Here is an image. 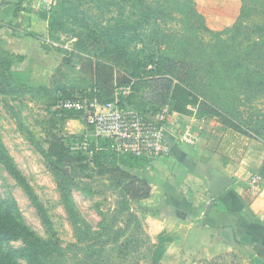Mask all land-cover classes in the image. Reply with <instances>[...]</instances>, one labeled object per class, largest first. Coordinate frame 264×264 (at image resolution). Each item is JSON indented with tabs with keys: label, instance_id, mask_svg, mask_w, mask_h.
Segmentation results:
<instances>
[{
	"label": "trees",
	"instance_id": "trees-1",
	"mask_svg": "<svg viewBox=\"0 0 264 264\" xmlns=\"http://www.w3.org/2000/svg\"><path fill=\"white\" fill-rule=\"evenodd\" d=\"M241 2L237 20L231 26L214 32L208 26L206 16L197 9L194 0H58L57 5L51 9L49 35L54 33L56 27L65 29L67 23L72 22L78 46L97 49L104 39L109 42L105 50L115 51L114 59H125L124 62L131 69L124 77L115 79L112 76L108 86L102 78L97 79V70V83L91 87L78 88L79 85L74 83L70 87L58 86L55 95L57 91H61L62 95L55 97L54 114L62 122V126L69 119L83 120L79 112L59 111L55 106L60 100L82 97H96L101 102H108L114 99L117 86L131 85L133 93L122 100L123 104L148 115L161 110L163 105L170 102L176 89L179 97V91L181 93L185 88H194L200 97L204 96V100L197 104L196 114L200 117L208 115L209 109L210 115L220 118L217 117L227 130L225 148H230L233 155L238 154L240 147L243 152L252 138L264 142V113L259 112L261 115L256 130L248 122L254 123L257 120L254 115L257 112L254 100L264 94V0ZM176 18L178 20L174 21ZM105 21L107 22L104 23ZM172 21L175 23H171ZM170 24L181 27L175 31ZM199 31L211 33L210 40L206 41ZM142 35L150 43L155 42L151 51L159 50L162 48L160 46L166 44L167 50L163 55L170 48V51L178 52L174 56H161L155 62L156 55L151 53L148 58L131 65L128 59L131 51H134L132 44L137 38L145 41ZM177 36L178 42L175 41ZM71 61L72 59H67L66 63ZM123 63L120 67H126ZM151 64L155 66L150 69L148 66ZM176 67L178 82H173L171 78L164 79ZM60 87L63 89L58 90ZM205 92L208 96L215 95L219 98V103L207 101ZM139 93L141 105L134 106L131 100L139 97ZM240 106L250 110V117L246 121L242 119L244 108L241 109ZM178 111L187 112L181 107H178ZM89 130L81 134L57 135L46 156L54 164L63 188L72 179V175L69 176L63 167L66 165L62 162L65 161L74 174L80 169L91 171L85 177H90L93 173L102 176L121 198L118 204L105 212L100 211L102 219L98 227L82 219H75L76 240L64 245L56 234L42 237L20 220L17 221L0 201V264H140L142 259L152 255L154 243L146 246L150 236L145 229L144 220L131 207V203L150 197L151 186L144 177L129 170L143 168L149 160L130 154H118L113 150L110 139L96 137ZM244 136L246 144L245 139H242ZM85 139H88L86 150L74 148L75 144ZM51 156H56L57 160ZM87 160L93 163V167ZM0 162L23 184L16 164L2 149ZM78 162L83 163L78 165ZM259 174L264 178V162ZM23 185L25 187L26 182ZM25 189L36 202L31 188L26 185ZM37 205L43 221L48 224L43 205ZM16 240H20V243L11 246Z\"/></svg>",
	"mask_w": 264,
	"mask_h": 264
},
{
	"label": "rangeland",
	"instance_id": "rangeland-1",
	"mask_svg": "<svg viewBox=\"0 0 264 264\" xmlns=\"http://www.w3.org/2000/svg\"><path fill=\"white\" fill-rule=\"evenodd\" d=\"M48 1L51 2V9L58 2V0ZM210 1L214 0H194V4L206 16L211 30L214 32L221 31L237 20L240 9L235 12L233 6H229V9L220 6L212 8ZM38 5L34 7H38ZM176 16L178 17V15ZM177 20L176 18L174 21ZM171 23L175 22L172 21ZM67 25L65 29L56 27L52 34L53 37L51 34L49 35L48 28L43 32L44 27L40 24L36 30H27L29 31L28 35L24 32V35L17 32L16 36L19 39L15 40L14 48L10 45L0 46V149L6 152L16 164L23 184L26 182L37 200L34 202L33 197L25 189L26 185L24 187L19 179L14 178L9 169L0 162V201L17 221L20 220L42 237L56 234L64 245L76 240L75 219H82L94 227H98L102 219L100 211L105 212L114 208L121 198L109 187L108 182L102 176L93 173L92 176L85 177L84 175L91 171L87 172L80 169L77 174H74L71 166L65 164V161L62 162L66 165L63 167L69 176L72 175V179L64 188L60 185L56 168L46 156L50 153V146L54 138L57 135L70 132L67 126L66 128L62 126V122L53 112L55 97L62 95L61 91H57L55 95L56 88L60 85H63L61 87H70L73 83L79 85L78 88L91 87L100 78L108 86L112 76L115 79L124 77L127 71L131 69V66L129 67L124 62L125 59L119 60L117 57V60L114 59L115 51L105 50V47L109 46V42L104 39L97 49H86L78 46V39L75 32L72 31L75 29L74 23L70 22ZM170 27L178 31L181 26L170 24ZM30 33L33 36L29 37ZM199 34L204 36L206 41L211 38V33L206 31H199ZM141 37L145 41H139L137 38L132 44L134 51H131V57L128 59L131 65L145 57L148 58L152 55L151 53L156 55L155 62L161 56H174L178 52L170 51L172 50L170 48L163 55L167 50L166 44L160 46L162 47L161 50L151 51L155 42L150 43L145 35ZM175 41L178 42V36ZM67 59H72V61L66 63ZM100 63L102 65L99 66ZM121 63L125 64L126 67H120ZM151 66L154 67L155 64H151L148 68ZM99 68H101L100 72ZM96 70L97 79H95ZM170 78L173 82H178V67L170 76H164V79ZM113 86L115 88V81ZM61 87L58 90H62ZM116 88L119 89L118 86ZM116 88L115 91H117ZM169 95H172L171 92ZM248 95L246 96L248 97ZM138 96L131 100L134 106L141 105V94L139 93ZM202 100H204V96L200 97L194 88H185L181 93L179 91V97L178 89H176L172 99L169 100L170 102L163 106L170 110L174 108L172 111H178V107H181L186 109L187 112L185 113L192 114L193 110L196 112L197 104ZM206 100L213 104L219 103V98L215 95H207ZM254 102V108L257 111L254 115L257 120H254V123L253 121L248 122L252 125V129L256 130L261 115L259 112L264 113V94L258 96ZM223 105L225 104L223 103ZM243 108L241 107V109ZM247 110L244 108L243 113H241L242 119L244 118L245 121L250 117V110ZM207 111L206 117H218L210 115L209 109ZM225 111L229 112L226 109ZM80 127L84 129V125L81 126L80 123L75 122L70 125V130L77 131ZM198 127L200 129L199 123ZM89 128L86 125L84 132H87ZM89 131L91 132V130ZM262 134L264 138V133ZM51 158L57 160L56 156H51ZM81 163L83 162H78V165ZM88 163L93 167V163L90 161ZM88 191L92 193H88ZM38 203L44 207L48 224L43 221V217L39 213ZM131 207L144 220L145 217L141 213L140 206L133 202ZM149 236L150 239L146 246H151L154 243L150 234ZM19 243L20 240L13 241L11 246ZM155 247L153 246L152 255L142 259L140 264H154V262L160 261L158 257L161 249L159 247L155 249ZM182 264L191 263L187 261ZM217 264L240 263L238 259L230 257L227 260L225 258L219 260ZM243 264L246 263L243 262Z\"/></svg>",
	"mask_w": 264,
	"mask_h": 264
},
{
	"label": "crops",
	"instance_id": "crops-1",
	"mask_svg": "<svg viewBox=\"0 0 264 264\" xmlns=\"http://www.w3.org/2000/svg\"><path fill=\"white\" fill-rule=\"evenodd\" d=\"M240 1L214 0L210 7L233 6L236 12ZM50 6L48 0H0V46L14 48L17 32L27 34L40 24L45 32ZM174 116L182 124L194 122L198 142L177 144L170 139V155L147 161L143 168L129 169L151 186L150 197L136 203L155 249H161L158 262L217 264L233 257L240 264H264V178L259 174L264 142L252 138L243 152L240 147L233 155L225 148L227 130L218 118L200 117L194 110L192 114L174 111ZM75 122L84 129L70 130ZM66 126L72 134H81L86 128L80 119H69ZM242 139L246 144L245 136ZM256 175L262 180L260 192L254 195L250 183ZM222 179L232 182L216 195L214 186Z\"/></svg>",
	"mask_w": 264,
	"mask_h": 264
},
{
	"label": "built area",
	"instance_id": "built-area-1",
	"mask_svg": "<svg viewBox=\"0 0 264 264\" xmlns=\"http://www.w3.org/2000/svg\"><path fill=\"white\" fill-rule=\"evenodd\" d=\"M132 93L131 85L121 86L111 101L101 102L96 97L69 98L60 100L55 109L79 112L90 127L91 134L110 139L113 150L121 155L130 154L153 161L171 154L170 139L177 144L198 142L200 135L194 122H178L174 111L168 107L144 115L135 108L124 105L122 100ZM75 145L74 148L86 150L88 139ZM261 180L258 175L251 180L254 195L260 192Z\"/></svg>",
	"mask_w": 264,
	"mask_h": 264
},
{
	"label": "water",
	"instance_id": "water-1",
	"mask_svg": "<svg viewBox=\"0 0 264 264\" xmlns=\"http://www.w3.org/2000/svg\"><path fill=\"white\" fill-rule=\"evenodd\" d=\"M232 181L230 179H222L214 186L215 194L218 195L222 192Z\"/></svg>",
	"mask_w": 264,
	"mask_h": 264
}]
</instances>
